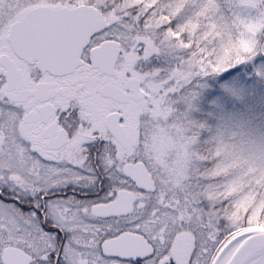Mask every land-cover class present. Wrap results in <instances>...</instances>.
Returning <instances> with one entry per match:
<instances>
[{
    "label": "snow or ice",
    "instance_id": "1",
    "mask_svg": "<svg viewBox=\"0 0 264 264\" xmlns=\"http://www.w3.org/2000/svg\"><path fill=\"white\" fill-rule=\"evenodd\" d=\"M0 264H264V0H0Z\"/></svg>",
    "mask_w": 264,
    "mask_h": 264
}]
</instances>
